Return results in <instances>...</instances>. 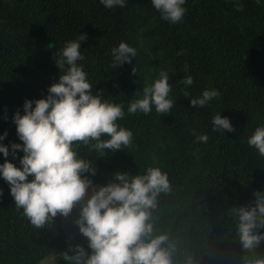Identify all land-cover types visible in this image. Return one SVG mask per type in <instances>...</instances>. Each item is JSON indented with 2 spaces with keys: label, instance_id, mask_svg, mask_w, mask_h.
<instances>
[{
  "label": "trees",
  "instance_id": "16d2710c",
  "mask_svg": "<svg viewBox=\"0 0 264 264\" xmlns=\"http://www.w3.org/2000/svg\"><path fill=\"white\" fill-rule=\"evenodd\" d=\"M237 2L243 11L235 10ZM184 7L183 20L170 24L151 0H127V7L112 9L100 0H0V134L7 131L0 143L9 146L7 158L0 153V164L7 159L22 167L23 151L15 156L11 151V143L22 144L13 115L24 114L26 99L47 96L59 79L55 56L65 42L86 33L85 58L78 63L93 92L123 105L125 117L117 124L132 131L133 141L103 154L74 144L78 158L95 169L82 177L106 185L118 182L116 172L131 177L161 168L171 191L157 196L150 222L153 237L168 235L162 246L174 247L172 264H186L189 257L193 264H245V257L264 258V241L251 251L242 249L233 211L253 205L254 192H264V156L247 144L264 126V0H186ZM121 41L138 55L112 68L111 49ZM161 70L169 72L171 112L160 115L153 107L147 115L129 114V103ZM186 75L193 77L191 86L180 82ZM211 88L220 96L207 106L190 103ZM218 113L235 131H213ZM203 134L207 142L197 140ZM66 235L60 213L41 228L32 225L0 175V264H38L53 250L72 255L74 247L64 249ZM76 242L71 246L79 244L91 254L88 238ZM63 253L53 264H74Z\"/></svg>",
  "mask_w": 264,
  "mask_h": 264
},
{
  "label": "clouds",
  "instance_id": "9594fccd",
  "mask_svg": "<svg viewBox=\"0 0 264 264\" xmlns=\"http://www.w3.org/2000/svg\"><path fill=\"white\" fill-rule=\"evenodd\" d=\"M105 8L127 7V0H100ZM162 20L170 24L181 22L187 12L186 0H151ZM260 3V0H257ZM236 11H243V4L237 2ZM86 33L65 42L55 56L60 69L58 82L48 88L46 97L35 101L26 99L24 114L13 115L17 135L21 143H11L12 155L22 150V167L5 159L0 164V175L10 185L17 210L23 209L31 224L36 228L44 226L49 216L57 213L67 217L74 206L80 204V215L75 223L80 233L88 238L89 254L79 244L74 254L63 253V258L74 264H172L174 247H163L169 240L167 234L152 236L151 211L157 204V196L171 191L167 173L159 167H148L145 174L129 176L128 173H114L115 180L106 185H94L82 173L95 169L91 162L78 158L74 144L91 145L98 153L105 150H119L130 147L132 131L119 127L117 121L125 117L122 104L103 99L101 91L93 92V85L79 61L84 60L81 42ZM181 55L182 52H178ZM138 55L135 47L121 41L111 49L112 68L125 62L131 63ZM187 69V66H185ZM133 72L136 73L135 67ZM169 72L161 70L159 78L151 85H145L142 96L133 99L127 108L129 114L155 112L166 115L175 106L169 97L172 86ZM185 86L194 83L191 75L181 81ZM188 94L185 92V96ZM220 96L215 89H205L199 97L190 99L196 107H205ZM33 103L35 106L33 107ZM213 131H235L230 119L219 113L212 117ZM119 129V130H118ZM7 137V131L0 134V141ZM207 142L206 134L197 137ZM247 144L264 156V126L257 127L248 137ZM0 153L9 156V146L0 143ZM32 176L31 181L28 177ZM91 195L84 202L85 197ZM254 204L233 209L238 216L240 245L251 251L264 241V192H254ZM186 264H193L189 257ZM245 264H264V258L248 259Z\"/></svg>",
  "mask_w": 264,
  "mask_h": 264
},
{
  "label": "rangeland",
  "instance_id": "374dc122",
  "mask_svg": "<svg viewBox=\"0 0 264 264\" xmlns=\"http://www.w3.org/2000/svg\"><path fill=\"white\" fill-rule=\"evenodd\" d=\"M90 195H91V189H89V194H88V196L85 197L84 202H86V200L89 198ZM80 209H81V205L78 204V205L74 206V208H73V210L69 216L65 217V216L60 214L61 224H62V227L64 229L65 235H66V231H67L66 247L64 248L65 250H67L70 247V245H72L74 242H76V241L81 242L85 238V236H83L80 233L79 226L75 223V221L79 218ZM62 253H63L62 251L53 250V252H51L48 256L43 258L38 264H53V263H55L56 259Z\"/></svg>",
  "mask_w": 264,
  "mask_h": 264
}]
</instances>
